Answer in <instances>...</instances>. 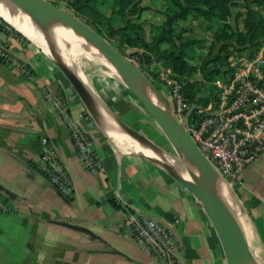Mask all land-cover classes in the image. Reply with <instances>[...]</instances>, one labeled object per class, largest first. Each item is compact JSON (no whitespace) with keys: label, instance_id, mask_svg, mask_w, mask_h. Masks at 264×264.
Here are the masks:
<instances>
[{"label":"crops","instance_id":"crops-1","mask_svg":"<svg viewBox=\"0 0 264 264\" xmlns=\"http://www.w3.org/2000/svg\"><path fill=\"white\" fill-rule=\"evenodd\" d=\"M0 35L22 62L20 68L0 63V199L9 208L0 211V264H159L122 223L129 211L162 223L178 216L174 231L184 245L178 264H227L198 199L154 163L121 153L94 130L102 168L84 166L68 126L40 87L62 92L72 117L88 111L84 102L51 59L32 51L9 26ZM44 137L73 181L71 195L38 169ZM231 189L251 229L249 245L264 264V150Z\"/></svg>","mask_w":264,"mask_h":264},{"label":"built area","instance_id":"built-area-1","mask_svg":"<svg viewBox=\"0 0 264 264\" xmlns=\"http://www.w3.org/2000/svg\"><path fill=\"white\" fill-rule=\"evenodd\" d=\"M6 29L8 26H0V31ZM0 63L22 67L21 60L1 35ZM219 69L213 81L214 98L206 104L190 101L184 93V83L174 79L171 105L221 176L229 184H235L264 150V46L250 53L247 50L231 52L224 67ZM40 92L68 126L84 166L93 172L100 170L101 161L92 142L93 131L97 129L89 112L72 117L68 99L62 92L46 84L40 87ZM42 146L37 164L39 171L61 193L71 195L73 181L57 162L56 152L45 137ZM8 210L7 204L0 199V211ZM178 220L174 215L173 220L162 223L129 211L122 223L130 228L138 247L151 254L159 264H178L184 253V245L174 231Z\"/></svg>","mask_w":264,"mask_h":264},{"label":"rangeland","instance_id":"rangeland-1","mask_svg":"<svg viewBox=\"0 0 264 264\" xmlns=\"http://www.w3.org/2000/svg\"><path fill=\"white\" fill-rule=\"evenodd\" d=\"M53 1L74 13V10L67 5L66 1ZM97 2L101 10L105 12L104 16L99 14L94 15L89 11L81 13V16L90 23H94L93 25L97 27L98 31H100L107 40L121 49L138 64L161 90L169 103L172 104V80L179 78L174 74L165 58L150 49L131 47L125 43L124 40L126 35L138 33L141 37L152 42L154 36L161 30V24L165 22L171 14L177 12L180 9V5L173 0H98ZM232 2L234 3L231 5V16L228 20L231 29H233L235 34L238 31L245 33V23L238 15L242 12V8L245 7L246 3L252 1L234 0ZM252 6L254 8L256 7L255 4H252ZM121 9H123L125 13V18H123L122 13L119 12ZM259 12L264 19V4L259 9ZM126 22L130 25L133 24V27L125 30L123 26ZM224 24V21L215 19L205 20L203 16L193 10H188L184 18H178L174 22V27L172 29L173 34L195 37L199 41L188 48L189 53L195 58L187 59L188 62L197 67L191 77V85L187 86V89L193 93V98L197 103H203V100L206 98H208V100L214 98L215 87L213 81L216 78L215 71L218 70L219 67H224L225 65L217 59L219 52L223 51L221 50L223 43L216 42V36L221 28H224ZM20 38L23 40L24 44L32 49V51L36 50L51 59L47 53L35 46L23 33H21ZM259 38V49H261L264 46V32L261 33ZM234 42V40H232L231 43L229 42L228 50H231V52L238 50L235 48ZM178 45L179 41L174 39V41H164L160 46L163 49L177 51ZM246 50L249 51L250 48H246ZM85 68L89 82L93 85L101 98H104V100L114 107L113 109L125 123L148 136L155 144L165 149L167 152L174 156H180L163 130L150 116L144 105H142L138 98L121 81L116 71L118 78L108 74L104 66L99 62H91ZM188 98L190 101H193L191 97ZM91 118L95 123L96 129L104 133L92 115Z\"/></svg>","mask_w":264,"mask_h":264},{"label":"water","instance_id":"water-1","mask_svg":"<svg viewBox=\"0 0 264 264\" xmlns=\"http://www.w3.org/2000/svg\"><path fill=\"white\" fill-rule=\"evenodd\" d=\"M6 1L25 13L36 24H44L52 18L64 21L82 34L103 54L116 70L121 81L144 105L150 116L179 152L188 175L155 156H140L164 170L198 199L216 229L227 264H260L249 245L238 216L220 191L218 179L225 178L221 176L202 152L174 107L145 71L91 24L55 1ZM8 23L12 25L10 22ZM48 55L68 78L77 95L84 102L88 112L97 122L98 109L84 81L62 58L53 53ZM141 80H144L150 86L162 104L157 103L148 96L140 85ZM110 110L113 112V109L110 108ZM114 117L118 124L145 149H151L157 145L148 136L125 123L118 114H115Z\"/></svg>","mask_w":264,"mask_h":264},{"label":"bare ground","instance_id":"bare-ground-1","mask_svg":"<svg viewBox=\"0 0 264 264\" xmlns=\"http://www.w3.org/2000/svg\"><path fill=\"white\" fill-rule=\"evenodd\" d=\"M0 17L10 22L45 53H53L62 58L80 76L97 106L98 114L96 119L100 129L121 153H135L146 157L152 155L181 170L185 175H188L181 156H174L157 145L151 149H145L118 124L114 117L118 113L115 110L113 112L110 110L89 82L85 67L91 62H99L104 66L108 74L116 78H118V75L103 54L82 34L58 18L49 19L44 24H36L25 13L6 0H0ZM140 85L148 96L157 103L162 104L144 80L140 81ZM218 185L222 195L238 216L244 231L246 230L245 233L249 235L251 232L250 226L243 216L242 209L233 194L231 185L223 178L218 179ZM253 251L258 260L261 261L257 252L255 250Z\"/></svg>","mask_w":264,"mask_h":264},{"label":"trees","instance_id":"trees-1","mask_svg":"<svg viewBox=\"0 0 264 264\" xmlns=\"http://www.w3.org/2000/svg\"><path fill=\"white\" fill-rule=\"evenodd\" d=\"M67 5L74 10V13L79 17L81 13L89 11L94 15H105V12L101 10L98 0H64ZM175 3L180 5V9L177 12H174L170 17L161 24V30L154 36L152 42H149L144 37H141L138 33L134 35H126L124 40L131 47H141L153 50L155 53H159L165 58L167 63L172 68L174 74L184 83V93L187 97H191V100L196 101L193 98V93L187 89V86L192 83L193 72L197 69L194 64L188 62L187 59H194L193 55L189 53L188 48L195 45L199 41L195 37H186L181 34H173L174 22L178 18H184L188 10H193L198 12L205 20L215 19L218 21H224V28H221L219 33L216 36V42H222L221 52L217 55V59L222 63L226 64L227 57L231 53V50H228L229 42L231 43L234 40L235 48L239 51L246 50L250 48L249 53L252 51H257L260 48V35L264 32V19L259 12V9L263 6L264 0H251L252 2L246 3L243 7L242 12L239 13V18L243 19L245 23L246 32H237L236 34L231 29V25L228 22L229 17L231 16V5L234 0H173ZM252 4H255L254 8ZM244 11V12H243ZM122 13V17L125 18V13L123 9L119 11ZM1 19L0 26H9L16 35L20 36L21 33L18 30H15L7 21L3 18ZM84 19V18H83ZM86 22L91 24L94 28L97 29L93 24L84 19ZM124 29H130L133 27V24L126 22L124 24ZM98 30V29H97ZM100 32V31H99ZM102 34V33H101ZM177 39L179 45L177 51H171L161 48V43L164 41H174ZM196 56V55H195ZM215 77L220 73V69L215 71ZM104 100V98H103ZM107 105L113 109L114 107L110 105L106 100H104ZM197 102V101H196ZM208 98L203 100V103H207ZM143 105V104H142ZM114 110V109H113Z\"/></svg>","mask_w":264,"mask_h":264}]
</instances>
